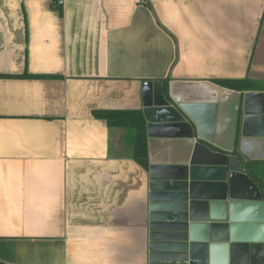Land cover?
<instances>
[{"label":"crops","instance_id":"0c3cea01","mask_svg":"<svg viewBox=\"0 0 264 264\" xmlns=\"http://www.w3.org/2000/svg\"><path fill=\"white\" fill-rule=\"evenodd\" d=\"M173 80L264 94V0H0V264H149V170L95 113ZM147 144L150 165L193 146Z\"/></svg>","mask_w":264,"mask_h":264},{"label":"water","instance_id":"95a60500","mask_svg":"<svg viewBox=\"0 0 264 264\" xmlns=\"http://www.w3.org/2000/svg\"><path fill=\"white\" fill-rule=\"evenodd\" d=\"M150 138L185 139L187 163L149 167V264H264V94L212 81L144 88Z\"/></svg>","mask_w":264,"mask_h":264},{"label":"trees","instance_id":"16d2710c","mask_svg":"<svg viewBox=\"0 0 264 264\" xmlns=\"http://www.w3.org/2000/svg\"><path fill=\"white\" fill-rule=\"evenodd\" d=\"M26 77H30L27 76ZM216 84L235 91H245L251 88L250 81H218ZM98 118L108 121L111 127L130 128L134 131V159L145 170H149L147 122L141 110L106 111L95 113ZM251 178L263 188L264 194V165L255 164L251 168Z\"/></svg>","mask_w":264,"mask_h":264},{"label":"built area","instance_id":"2783aa9c","mask_svg":"<svg viewBox=\"0 0 264 264\" xmlns=\"http://www.w3.org/2000/svg\"><path fill=\"white\" fill-rule=\"evenodd\" d=\"M137 1V3H139V4H148V3H151L152 1H154V0H136Z\"/></svg>","mask_w":264,"mask_h":264}]
</instances>
